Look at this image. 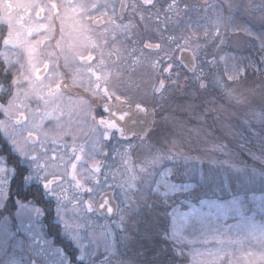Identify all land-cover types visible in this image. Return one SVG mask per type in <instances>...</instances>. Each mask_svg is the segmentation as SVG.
Here are the masks:
<instances>
[{"label": "flooded vegetation", "instance_id": "1", "mask_svg": "<svg viewBox=\"0 0 264 264\" xmlns=\"http://www.w3.org/2000/svg\"><path fill=\"white\" fill-rule=\"evenodd\" d=\"M144 7L146 15L141 14ZM197 9L199 0H56L55 5L52 0H0V124L6 123L4 132L0 129V156L15 171L10 178L14 195L37 201L56 224V200L86 191L77 176L80 164L90 171L116 163L125 147L153 131L167 100L187 98V72L197 66V54L188 46L191 36L199 37ZM179 18L188 26H174ZM156 30L164 35L163 45L150 39ZM14 35L21 41L9 47ZM140 47L159 53L153 64L164 56L156 64L154 88L165 101L157 106L143 100L145 94L140 98L139 91L124 92L121 86L124 70L138 79ZM148 58H142L143 64ZM94 60L101 61L102 71ZM17 65L20 78L13 74ZM150 110L155 113L152 128L137 133L139 118L133 114ZM69 115L71 120L60 125ZM51 162L68 164L62 171L50 166L54 174H45ZM25 177L32 184L27 193ZM46 190L55 199H47Z\"/></svg>", "mask_w": 264, "mask_h": 264}, {"label": "rangeland", "instance_id": "2", "mask_svg": "<svg viewBox=\"0 0 264 264\" xmlns=\"http://www.w3.org/2000/svg\"><path fill=\"white\" fill-rule=\"evenodd\" d=\"M192 10L193 7L189 6V20ZM197 10L199 37L193 35L188 39L189 48L197 54V66L195 72H187V98L166 99L169 103L158 111L153 131L145 139L125 147L116 163L98 164L90 171L85 164H80L77 176L84 181L86 191L79 195L71 192L60 202L70 219H79L86 216L87 205L95 208L99 197L111 190L117 206L126 211V234L107 248H99L91 264H147L148 258L152 259V264H187L188 257L175 255L168 241L163 240L156 246L154 239H144L139 214V209L143 207L139 193L159 165L178 153L229 160L239 169L236 173L228 169L232 188L247 197L248 219L244 227L230 229L220 239L213 236L207 242L198 241L187 248L194 253L197 264H264V207L261 206V200H264V57L262 63L256 65V72L249 71L254 73L245 81L226 71L225 64L227 47L237 52L249 47V41L243 34L231 32L232 19L239 15L255 26L264 27V0H199ZM85 11L83 9L79 13L84 14ZM147 12V7H144L141 14L146 15ZM182 19L172 24L187 27V20ZM139 29L144 34L143 22H139ZM161 33L160 30L152 32L150 39L163 45L165 41ZM17 37L14 35L8 42L9 47H15L21 41ZM140 49L141 63L136 71L139 72L138 79L124 70L121 86L124 92L139 91L140 98L145 94L142 99L157 106L165 101L154 88V82L158 80L156 64L159 65L164 56L153 64L152 58L157 60L159 53L151 54L150 49L147 54L144 47ZM146 56L149 58L144 62L148 64H143L142 58ZM93 63L98 66L101 61L94 60ZM12 69L13 74L20 78L19 65ZM240 72L243 73L242 70ZM13 101L8 105L11 106ZM69 120L70 115L65 116L59 124L65 125ZM5 124V121L0 124L2 132ZM48 126L51 128V123ZM63 164L66 167L68 163ZM46 166L49 170L45 174L49 175L54 174L50 166L63 170L58 163L51 162ZM12 172L13 169L0 156V179L10 180ZM212 182L215 183V178ZM104 222V219L97 221L98 224ZM152 246L150 251L146 250V247ZM159 249L165 250L162 260Z\"/></svg>", "mask_w": 264, "mask_h": 264}, {"label": "snow or ice", "instance_id": "3", "mask_svg": "<svg viewBox=\"0 0 264 264\" xmlns=\"http://www.w3.org/2000/svg\"><path fill=\"white\" fill-rule=\"evenodd\" d=\"M228 169L239 171L227 159L174 154L159 165L139 193L155 235L168 241L175 255L187 256V264H197L188 247L213 236L220 239L228 230L244 227L248 219L247 197L232 188ZM24 185L27 193L32 186L29 177H25ZM49 192L46 190L45 196L55 199ZM261 206L264 207V200ZM87 207L86 216L70 219L56 200L53 221L59 226L60 240L72 245L69 255V250L42 222L47 209L34 199L14 195L11 180L0 179V264H38L41 259L46 264H91L99 248H107L126 234L128 224L126 211L119 206L114 208L110 201ZM98 219L105 222L98 224Z\"/></svg>", "mask_w": 264, "mask_h": 264}, {"label": "trees", "instance_id": "4", "mask_svg": "<svg viewBox=\"0 0 264 264\" xmlns=\"http://www.w3.org/2000/svg\"><path fill=\"white\" fill-rule=\"evenodd\" d=\"M231 30H232L231 32L233 33L243 34L249 41V47H247V49L243 52L233 51L231 50L230 47H227L226 49L227 53L225 57L226 71L234 73L236 77L239 76L240 79L245 81V78L247 76L256 72L255 71L256 65L258 63H262V60L264 57V27L255 26L253 23H250L243 17L236 15L232 19ZM240 67H242L241 70L243 71V73L240 72L241 71ZM249 71H254V72H249ZM139 214L142 217L141 230L143 232V235L145 236L144 239L146 237H149V239H154V241L156 242L155 245L156 244L159 245L160 243H163V240L160 239L159 236L155 235V230L150 226L151 216L148 214L147 210L144 209V207H142L139 209ZM47 217L48 216L46 215L45 223L46 225H48V231L52 235L56 236L60 243H63V246L65 247V249L69 250V248L71 247V244L64 243L63 240H60L59 226L57 224H51V221L47 219ZM47 220H49V224H47L48 223ZM152 248L153 246L146 247V250H149V249L151 250ZM158 251L160 253L159 256H161V260H162L163 259L162 257H164L163 256L164 254L162 253H164L165 250L159 249ZM69 255H71L70 251H69ZM156 259H159V257ZM151 260H152L151 258H148L147 264H152ZM185 260L186 258H184V261Z\"/></svg>", "mask_w": 264, "mask_h": 264}, {"label": "water", "instance_id": "5", "mask_svg": "<svg viewBox=\"0 0 264 264\" xmlns=\"http://www.w3.org/2000/svg\"><path fill=\"white\" fill-rule=\"evenodd\" d=\"M56 0H52V4L55 5ZM190 67V65L188 64ZM136 113V112H135ZM134 117H137L138 121V129L136 130L137 133H145L147 130L152 128L154 120H155V113L153 110L148 111L147 113H136L133 114ZM111 202V205L115 208L117 207L116 202L112 198V192H106L104 193L98 200L96 207L101 205L102 203Z\"/></svg>", "mask_w": 264, "mask_h": 264}]
</instances>
